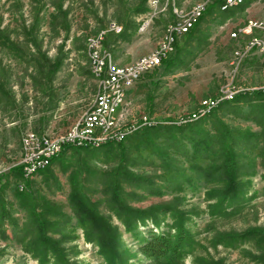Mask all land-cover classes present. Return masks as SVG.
I'll return each instance as SVG.
<instances>
[{"label":"rangeland","instance_id":"rangeland-1","mask_svg":"<svg viewBox=\"0 0 264 264\" xmlns=\"http://www.w3.org/2000/svg\"><path fill=\"white\" fill-rule=\"evenodd\" d=\"M156 1L165 9L150 16V0H0V175L21 167L28 151L26 134L58 139L88 112L99 90L88 57L89 40L101 37V50L110 54L107 62L127 67L158 49L167 27L178 21L174 9L184 18L206 4L197 25L177 38L168 59L170 70L158 66L126 95V106L115 117L120 131L132 127L120 142L125 147L123 156L116 146L119 143H108L113 152L101 148L107 144L80 151L79 156H72L69 149L65 154L68 167L59 162L45 167L52 173L50 180L45 182L38 171L25 178L40 201L69 219L64 237L53 238L72 264H106L98 247L85 241L69 204L72 173H78L83 194L96 205V211L117 228L123 249L130 254L128 264H148L138 252L139 241L148 230H166L164 225H172L173 214L193 237L183 264H260L253 257L264 255L257 240L222 241L251 229L264 230V168L256 157L259 148L249 154L243 145L236 147L243 157H249L241 179L250 183L249 188L237 206L227 209L234 212L212 215L210 208L216 200H209L207 194L216 186L207 185L199 171L209 165V159L205 151L193 149L189 138L199 140L206 131L214 136L217 121L234 134L260 132L253 119L264 112L262 99L252 105L221 104L241 93L264 90V55L247 53L249 42L261 37V32L244 30L264 21V0H245L229 9H220L219 0ZM228 90L237 91L233 99L225 97L215 105H221L218 108L203 109L206 101ZM145 117L153 123L142 124ZM191 123L196 124L193 133L187 129ZM172 125L181 130L168 131ZM153 126H158L150 136L154 145L142 136L144 128ZM171 134L179 142L171 141ZM252 165L255 173H248ZM115 178L118 193L129 207H170L172 214L161 216L159 229L146 220L137 222L134 232H127L112 210ZM136 178L140 186L132 183ZM7 180L5 207L17 225L15 232L8 224L0 227V264H39L21 243L26 213L19 209L14 190L18 186L23 191L24 184L13 176Z\"/></svg>","mask_w":264,"mask_h":264},{"label":"trees","instance_id":"trees-1","mask_svg":"<svg viewBox=\"0 0 264 264\" xmlns=\"http://www.w3.org/2000/svg\"><path fill=\"white\" fill-rule=\"evenodd\" d=\"M222 3L223 1L219 0L220 6ZM8 49L12 48L8 47ZM15 53H17V51H15ZM168 59L169 57L167 60L163 61L160 66L170 70L172 62ZM260 99L264 101L262 92L249 91L238 94L232 101L222 103L221 105L231 103L236 105L243 103L252 105L255 101ZM257 114V118H254L253 121L260 128L259 133L246 131L234 134L224 123L217 121L218 128L214 136L211 137L206 131L204 137L199 140L195 141L194 138H189L193 149L205 151L209 159V165L203 169L200 168L199 171L202 173L200 174L207 185L216 186L215 189L207 194L209 200H216L215 204L210 208V213L212 215L219 214L224 216L234 212V210L227 212V209L237 206L238 200L242 199L243 194L249 188L250 183L241 180L244 177L242 173L243 170H247V166L245 165L249 157H243L237 152L236 147H238L239 144L243 145V150L246 152L249 151V154L252 153L253 150L259 148V153L256 157L260 159L261 167L264 168V112ZM195 126L196 124L188 125L187 129L193 133L196 129L194 128ZM157 127L158 126H153L143 129L142 136L146 137L152 145H154V142L151 141L150 136L153 132H156ZM179 129L181 130L179 126L172 125L168 127V131L170 132L173 130L179 131ZM199 130H197L196 133L201 132L202 129ZM170 139L171 141L179 142L173 134L170 135ZM106 144L107 145L103 144L105 146L102 145L103 147H100L106 149V151L113 152V145ZM116 146L123 156L125 151L124 145L119 143ZM156 147L159 148L160 151L162 150V146L156 145ZM69 149H71L70 153L73 154L72 156H77L80 154V151H89L93 148L82 149L64 147L57 156L50 160V164L56 162H59L58 164L61 166L62 164H66L65 154ZM122 156L120 158H122ZM242 158L245 159L244 164L241 161ZM67 165L69 164H66V166ZM252 167L253 165L248 167L249 170H252L248 173H255V167ZM165 168H169L168 163L165 164ZM193 168L194 166L191 169ZM176 169H178V172L180 171L179 168ZM38 173L44 177L43 180L45 182L52 177L51 171L45 170V168L44 170L38 171ZM10 176H13L17 181L23 182L24 184L23 191H19L18 186H16L14 190V197L19 209L26 213L25 226L20 229L23 235L21 243L24 244V249L36 258L39 264H72L66 258V251L61 247L60 242L53 238L55 235L64 237V227L66 228L69 219L59 215L56 208H49L47 202L40 201V195L35 189H32L30 181L24 177L23 170L20 166L11 168L8 174L0 175V227L8 224L14 232L16 231L15 226L17 225V221L5 207L4 201V191L8 187L7 179ZM262 179L264 181V176ZM53 180L56 179L54 178ZM135 180H133L132 183L140 186L139 182L141 180L139 178ZM69 183L71 191L68 201L76 216L77 224L83 228L85 241L94 243L98 247V253L103 257L106 264H128L127 261L130 254L123 249L117 228L110 224L108 218L100 215L96 211V205L85 197L82 191L83 187L79 184L78 173H72L69 176ZM111 186L113 190L111 198L112 210L124 225L125 230L129 233L137 229V222L144 224L146 220H150L154 227L159 229L162 222L161 216L172 214V209L170 207H149L147 209L131 208L125 204L122 197L119 195L116 178L112 181ZM49 217L57 219L55 221H49ZM172 217V225H164L167 227L166 230L157 232L148 230L147 236L140 239L138 252L148 261V264H183L187 257L188 247L192 244L193 237L190 232L184 228L182 220L177 218V215L173 214ZM247 240H257V244L264 249V230L251 229L238 236H227V238L222 241L227 244H235ZM218 242L222 243L221 240ZM253 257L258 263L264 264V255H262V257Z\"/></svg>","mask_w":264,"mask_h":264},{"label":"built area","instance_id":"built-area-1","mask_svg":"<svg viewBox=\"0 0 264 264\" xmlns=\"http://www.w3.org/2000/svg\"><path fill=\"white\" fill-rule=\"evenodd\" d=\"M223 6H231L233 3L241 2V0H222ZM149 7L151 10L150 16H156L159 12L165 8L161 7L160 2L156 0H150ZM204 7H199L197 11L192 12V22H182V15H179L176 9L173 10L174 14L178 16V21L167 27V34L165 39L161 42L156 51L147 55L134 64L129 70H122V67L118 66L117 69H108L107 58L110 54L101 50V37L92 38L88 42L87 52L88 57L91 58V71H98L101 75V93H97V100L93 101L88 112H86L80 121L63 137V139L51 140L45 136H38L36 134H26L24 142L25 146L36 145V154L26 155L21 162V168L24 171V177H31L32 166H39V170H43L48 164L50 159L57 156L64 147H77L82 149H89V146L98 142L108 143H120L124 140V133L131 128L125 129L119 133V135H112V137H105L106 126H109L112 117L110 116V106H117L118 101L122 99L123 94H128L136 82L145 74L151 72L155 68L161 65L174 51L175 42L178 37L188 33L192 27L197 23L205 10ZM116 32L120 29L112 26ZM255 29L261 32V37H253L247 47V53L250 51H257L259 54L264 55V21H261L260 25L249 26L248 29ZM243 30H239L242 32ZM235 37L236 34H233ZM264 92V90H260ZM231 94H237V91L228 90L221 94V96L215 100H209L204 103L203 109H213L214 104L223 100V98L230 96ZM203 109L200 111L202 112ZM148 117H145L142 124H151ZM138 127V126H133ZM39 138H46V146H39Z\"/></svg>","mask_w":264,"mask_h":264},{"label":"bare ground","instance_id":"bare-ground-1","mask_svg":"<svg viewBox=\"0 0 264 264\" xmlns=\"http://www.w3.org/2000/svg\"><path fill=\"white\" fill-rule=\"evenodd\" d=\"M244 1L245 0H241V2H236V3H233V7H237V6H240V5H242L243 3H244ZM205 6V4H200V5H198L197 6V8H194V10L193 11H197V9L199 8V7H204ZM196 7V6H195ZM229 8H231V6H223V8L222 9H229ZM192 11V12H193ZM192 12H191V14L189 15H187V17H184L183 18V14H182V22H192ZM261 24V23H260ZM260 24H258V25H260ZM252 25V24H251ZM167 34V29H166V31H165V35ZM165 35H164V38L163 39H165ZM91 59V58H90ZM107 67H108V69H117V67H115V66H112L110 63H108L107 62ZM132 68V65H130V66H127V67H122V70H129V69H131ZM93 74H94V76L99 80V90H98V93H101V75H99V73H98V71H93ZM126 95L127 94H123L122 95V99L120 100V101H118V109H121L120 110V112L121 111H123L124 110V108H125V106H126ZM263 96H264V92H263ZM230 99H233V94H231L230 96H227V100H230ZM97 100V95H96V97H95V99H94V101H96ZM222 101H225V99L223 98V100H221V102ZM219 103V102H218ZM217 103V104H218ZM216 104H214V106H215ZM216 107V106H215ZM119 112H117V106H110V116H114V117H112V121H111V123H110V125L109 126H106V130H105V137H112V135H119V133L120 132H122V131H120V128H116V123H115V117H117V114H118ZM116 124V125H115ZM119 126V125H118ZM115 128V129H114ZM130 131V130H129ZM68 134V133H67ZM66 134V135H67ZM66 135H64V136H62V137H60V138H58V139H63V137H65ZM125 135L126 134H124V137H125ZM106 143H108V142H98V143H94L93 145H91V146H89V148H98V147H100L101 145H103V144H106ZM39 146H46V138H39ZM28 147V151H27V155H34V154H36V145H29V146H27ZM75 148H77V147H75ZM51 160V159H50ZM50 162V161H49ZM37 171H39V166H32V174H31V176L34 174V173H36ZM24 172V171H23Z\"/></svg>","mask_w":264,"mask_h":264}]
</instances>
